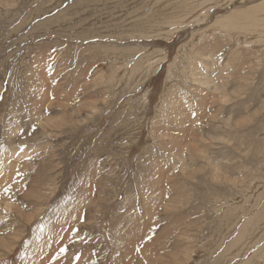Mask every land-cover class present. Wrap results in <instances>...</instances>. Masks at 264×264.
<instances>
[{
    "label": "rangeland",
    "instance_id": "1",
    "mask_svg": "<svg viewBox=\"0 0 264 264\" xmlns=\"http://www.w3.org/2000/svg\"><path fill=\"white\" fill-rule=\"evenodd\" d=\"M193 1L0 0V264H264V0Z\"/></svg>",
    "mask_w": 264,
    "mask_h": 264
},
{
    "label": "bare ground",
    "instance_id": "2",
    "mask_svg": "<svg viewBox=\"0 0 264 264\" xmlns=\"http://www.w3.org/2000/svg\"><path fill=\"white\" fill-rule=\"evenodd\" d=\"M157 1H160V4L164 8L165 11H163V9H159L158 10V17H160L161 19V16L164 13H166L163 17H162V20L164 21V24L165 25H168V26H171V25H174V26H177V25H182L185 27L187 25H192V24H195L197 23L198 21H201L199 19V16L200 14H202V10L203 8L205 9V4L203 3H195L194 1L191 2L190 5H187V6H183V2L182 0H156ZM211 1H215V0H211ZM218 2L222 1L223 4H225L226 0H217ZM210 1H208L206 4H209ZM216 2V1H215ZM231 2V1H230ZM217 6V5H216ZM208 7V6H207ZM258 7V6H257ZM257 9V8H256ZM200 10V11H199ZM163 11V12H162ZM250 11V10H249ZM208 15V14H206ZM246 15V14H244ZM261 17H250V21L249 23H246L247 20L245 21H240L238 24H241L239 26H241L242 28H240V30L242 29V32H249V33H254L257 34L258 38L260 36V39H264V14L263 15H260ZM153 16L150 15L148 20H146L143 24L144 25H139L138 26V31L137 33L139 34V36H162L163 34L162 33H158V31L161 30V28H157V25H151L149 24V19H151ZM153 18H156L153 17ZM152 18V19H153ZM202 18V16L200 17ZM146 19V18H145ZM231 22V21H230ZM228 28L232 31H235L237 29V27L231 23H226ZM237 24V22L235 23ZM133 26V25H131ZM128 28H131L130 26H128ZM137 28V27H136ZM239 29V28H238ZM260 29V30H258ZM165 30V29H164ZM163 31V30H162ZM178 31V30H177ZM164 32V31H163ZM149 33V34H148ZM156 33V34H154ZM174 33V32H173ZM168 37V36H167ZM252 40V39H251ZM185 50V49H183ZM182 50V51H183ZM186 56V55H185ZM189 58V57H188ZM192 58V57H191ZM189 64V63H188ZM154 65V64H153ZM158 66V64L156 65V67ZM172 66V65H171ZM170 66V67H171ZM180 66V65H179ZM187 66V65H186ZM148 68V67H147ZM151 68V67H150ZM153 68V73H154V70H155V67H152ZM178 69V68H177ZM190 71V70H189ZM189 71H187V77H190V76H194L192 73H190ZM139 73V72H138ZM142 73V72H141ZM144 74L145 71L143 72ZM149 73V72H148ZM153 73L150 75L152 76ZM181 73L184 74V72L181 70ZM135 74V73H134ZM201 74V73H200ZM136 75V74H135ZM147 75V74H146ZM199 75V73L197 74ZM202 76H205V73H202L201 74ZM178 75H174L172 73H168L167 75V78L171 81V79L173 78H177ZM182 76H186L185 74L182 75ZM149 77V75L147 76ZM146 77V78H147ZM198 77V76H197ZM201 77V76H200ZM180 78V77H179ZM149 79V78H148ZM201 79V78H200ZM199 80V79H198ZM211 80V79H210ZM201 83H203V81L201 80L200 81ZM205 83V82H204ZM206 84V83H205ZM203 87V86H202ZM215 87V86H214ZM206 88V87H205ZM216 88V87H215ZM214 88V89H215ZM174 89V88H173ZM172 88H169L168 90L165 89V91H169L168 93H171L172 95V91H173ZM208 89V88H207ZM170 95V94H168ZM174 95V94H173ZM164 96H162L161 98L163 99ZM178 107V106H177ZM2 184V183H1Z\"/></svg>",
    "mask_w": 264,
    "mask_h": 264
},
{
    "label": "snow or ice",
    "instance_id": "3",
    "mask_svg": "<svg viewBox=\"0 0 264 264\" xmlns=\"http://www.w3.org/2000/svg\"><path fill=\"white\" fill-rule=\"evenodd\" d=\"M61 251H64V249H62Z\"/></svg>",
    "mask_w": 264,
    "mask_h": 264
}]
</instances>
